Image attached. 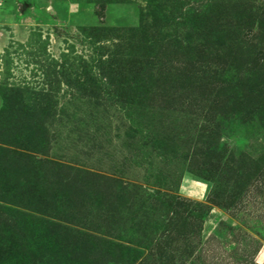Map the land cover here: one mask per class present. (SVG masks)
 <instances>
[{"label": "rangeland", "instance_id": "obj_1", "mask_svg": "<svg viewBox=\"0 0 264 264\" xmlns=\"http://www.w3.org/2000/svg\"><path fill=\"white\" fill-rule=\"evenodd\" d=\"M0 264H264V0H0Z\"/></svg>", "mask_w": 264, "mask_h": 264}]
</instances>
